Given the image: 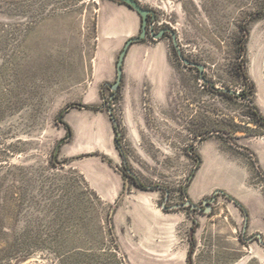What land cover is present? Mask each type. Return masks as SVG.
Here are the masks:
<instances>
[{
	"label": "rangeland",
	"instance_id": "obj_1",
	"mask_svg": "<svg viewBox=\"0 0 264 264\" xmlns=\"http://www.w3.org/2000/svg\"><path fill=\"white\" fill-rule=\"evenodd\" d=\"M137 1L0 0V264H264V0Z\"/></svg>",
	"mask_w": 264,
	"mask_h": 264
},
{
	"label": "water",
	"instance_id": "obj_2",
	"mask_svg": "<svg viewBox=\"0 0 264 264\" xmlns=\"http://www.w3.org/2000/svg\"><path fill=\"white\" fill-rule=\"evenodd\" d=\"M111 1H116L119 3H122L124 5H126L127 7H129L130 9H132L134 12H136L139 17L142 19V26H141V33L139 36L137 37H133L130 38L126 41L123 50L120 52L119 57H118V61L116 64V73H117V77H116V81L114 82V84H112L110 86L111 90H115L121 83L122 80V72H123V63H124V59H125V55L126 52L128 50V48L135 42L140 41L141 39H143L146 36V17L149 13H151L152 11L143 8L139 2L137 0H111ZM152 33V32H151ZM161 34L154 36L152 35L153 38L158 39L160 37ZM172 36V40H173V44L177 49V53L178 56L180 58V60L185 64V65H190V66H196L199 70L202 71V66L195 64V63H190L187 59H185L180 51L178 50V46H177V42H176V38H175V34L172 32L171 33ZM221 194V191L217 190L214 193V196L212 199H204L202 202V205L206 207L205 211L207 212L210 211V207L207 205V203H213V200L215 199V195L216 194ZM182 207H187L189 206L192 210L198 209L197 206H195L194 204H192L191 201H186L183 205H181ZM180 205L174 206L173 208H179L181 207ZM254 237L257 238L258 242L264 247V242L262 241V237L259 234L254 235L250 240L254 239Z\"/></svg>",
	"mask_w": 264,
	"mask_h": 264
},
{
	"label": "crops",
	"instance_id": "obj_3",
	"mask_svg": "<svg viewBox=\"0 0 264 264\" xmlns=\"http://www.w3.org/2000/svg\"><path fill=\"white\" fill-rule=\"evenodd\" d=\"M119 23H120L119 12L112 9L111 6L105 7L103 9V21L101 24L104 26V28H106L107 33L99 36V38L101 40L102 39L109 40L110 41L108 43L109 47H115V45H119L118 42L114 41V35L119 33V26H118ZM114 76H115L114 72H112V68L110 66V61L108 59L107 60L100 59L99 60V84L106 83V82H112V78H114Z\"/></svg>",
	"mask_w": 264,
	"mask_h": 264
},
{
	"label": "flooded vegetation",
	"instance_id": "obj_4",
	"mask_svg": "<svg viewBox=\"0 0 264 264\" xmlns=\"http://www.w3.org/2000/svg\"><path fill=\"white\" fill-rule=\"evenodd\" d=\"M146 9V8H145ZM156 20V15H155V13L154 12H151V13H149L148 15H147V17H146V26H147V24H148V22H153V21H155ZM140 32L138 33V36L140 35V33H141V26H142V19H141V21H140ZM151 32L152 33H150V38L152 39V40H155V41H158V40H160L161 38H163L165 35H167V34H170L171 35V32L169 31V29H167V28H163L162 30H155V29H153V30H151ZM159 34H161L160 35V37L158 38V39H155V38H153L152 37V35H154V36H157V35H159ZM137 37V36H136ZM147 37V33H146V36L143 38V39H141L140 41H138V42H142V40H144L145 38ZM171 38H172V36H171ZM138 42H135V43H138ZM134 44V43H133ZM174 45V44H173ZM174 48L176 49V47L174 46ZM176 53H177V50H176ZM177 56H178V53H177ZM179 57V56H178ZM190 63H194V62H192V61H190V60H188ZM196 64V63H195ZM186 67H188V68H194V69H196L197 71H198V73H199V75L201 76V74L203 73V69H202V71L201 70H199L196 66H190V65H186ZM119 87V86H118ZM117 87V88H118ZM208 204V203H207ZM254 238H256V237H254Z\"/></svg>",
	"mask_w": 264,
	"mask_h": 264
},
{
	"label": "trees",
	"instance_id": "obj_5",
	"mask_svg": "<svg viewBox=\"0 0 264 264\" xmlns=\"http://www.w3.org/2000/svg\"><path fill=\"white\" fill-rule=\"evenodd\" d=\"M245 79V78H244ZM104 86H109L110 87V85L109 84H104L103 85V87ZM247 88H248V93H250V91H252V86H247ZM243 96L246 98V99H248V97H249V94H243ZM252 109L256 112L257 110L254 108V107H252ZM64 113V111L60 114V116L62 117V114ZM261 119V121L262 122H264V118H260ZM113 122H114V120H113ZM114 127H116L115 125H114ZM66 130H67V137L66 138H68V137H70L71 136V129H70V127L69 126H66ZM116 130V129H115ZM132 181L138 186V187H140V188H143V186L139 183V182H137L135 179H133L132 178ZM236 204H237V206H239L240 208H241V206L237 203V202H235Z\"/></svg>",
	"mask_w": 264,
	"mask_h": 264
},
{
	"label": "bare ground",
	"instance_id": "obj_6",
	"mask_svg": "<svg viewBox=\"0 0 264 264\" xmlns=\"http://www.w3.org/2000/svg\"><path fill=\"white\" fill-rule=\"evenodd\" d=\"M128 28V27H127Z\"/></svg>",
	"mask_w": 264,
	"mask_h": 264
}]
</instances>
